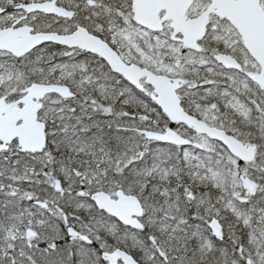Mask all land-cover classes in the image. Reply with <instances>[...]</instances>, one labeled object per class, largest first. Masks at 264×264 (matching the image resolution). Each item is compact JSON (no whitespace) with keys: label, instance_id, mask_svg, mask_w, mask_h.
<instances>
[{"label":"snow or ice","instance_id":"obj_1","mask_svg":"<svg viewBox=\"0 0 264 264\" xmlns=\"http://www.w3.org/2000/svg\"><path fill=\"white\" fill-rule=\"evenodd\" d=\"M0 264H264V0H0Z\"/></svg>","mask_w":264,"mask_h":264}]
</instances>
